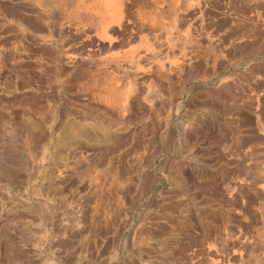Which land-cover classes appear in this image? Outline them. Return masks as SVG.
<instances>
[{
  "label": "rangeland",
  "instance_id": "obj_1",
  "mask_svg": "<svg viewBox=\"0 0 264 264\" xmlns=\"http://www.w3.org/2000/svg\"><path fill=\"white\" fill-rule=\"evenodd\" d=\"M103 1L0 0V264H264V0Z\"/></svg>",
  "mask_w": 264,
  "mask_h": 264
},
{
  "label": "bare ground",
  "instance_id": "obj_2",
  "mask_svg": "<svg viewBox=\"0 0 264 264\" xmlns=\"http://www.w3.org/2000/svg\"><path fill=\"white\" fill-rule=\"evenodd\" d=\"M102 4H103L104 8L106 7L107 9L110 10V19L104 21L106 23V26H109L110 24L122 25V23L124 22V18L128 16L127 15L128 14L127 4L121 0H104L102 2ZM182 19H183V17H182ZM108 31H109L108 27L104 28L102 31L101 37L103 39L109 38L110 40H112L111 37L108 36L110 34V33H108ZM110 93H111V99L119 95V92L116 88H111ZM108 99H109V97H108ZM113 100L114 99H112V101Z\"/></svg>",
  "mask_w": 264,
  "mask_h": 264
}]
</instances>
